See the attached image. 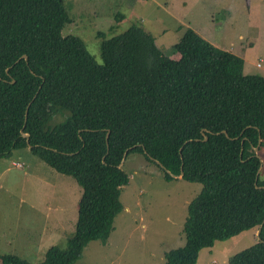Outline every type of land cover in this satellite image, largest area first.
<instances>
[{
	"label": "trees",
	"instance_id": "obj_1",
	"mask_svg": "<svg viewBox=\"0 0 264 264\" xmlns=\"http://www.w3.org/2000/svg\"><path fill=\"white\" fill-rule=\"evenodd\" d=\"M70 23L61 0H0V158L27 149L23 131L31 154L81 188L66 248L49 247L37 264H74L90 242H106L123 209L128 177L118 165L127 150L125 159L141 154L166 181L175 178L165 170L182 171L180 179L201 186L186 209L185 243L164 264H196L202 249L256 230L264 221V166L253 151L258 134L264 147V77L245 75L238 55L190 28L167 55L135 24L98 33V64L81 38L61 34ZM260 240L227 264H264V223ZM0 264L27 263L0 254Z\"/></svg>",
	"mask_w": 264,
	"mask_h": 264
},
{
	"label": "rangeland",
	"instance_id": "obj_2",
	"mask_svg": "<svg viewBox=\"0 0 264 264\" xmlns=\"http://www.w3.org/2000/svg\"><path fill=\"white\" fill-rule=\"evenodd\" d=\"M61 1L71 21L61 34L81 38L98 64V33L109 37L135 24L167 55L190 28L214 47L238 55L245 75L264 77V0ZM256 155L263 167L264 147ZM122 165L128 182L119 197L123 209L114 219V230L105 243L90 242L74 264H164V254L185 243L186 209L201 186L180 178L164 180L141 154H130ZM80 197L73 178L56 173L28 147L11 150L0 158V254L37 264L49 247L65 249L75 230ZM255 232L202 249L196 264H227L256 242Z\"/></svg>",
	"mask_w": 264,
	"mask_h": 264
},
{
	"label": "water",
	"instance_id": "obj_3",
	"mask_svg": "<svg viewBox=\"0 0 264 264\" xmlns=\"http://www.w3.org/2000/svg\"><path fill=\"white\" fill-rule=\"evenodd\" d=\"M20 59H23L24 61H26L27 60V57L25 56V55H23V56H21V58ZM19 59V60H20ZM14 81H11V83H13ZM206 133H208V131H206V130H202L201 131V135H202V137H203V142H205V141H207V139H208V137L206 136ZM226 138H228V135L226 134V132H221ZM21 136L23 137V138H25V140H26V145H27V147L28 148H30V145H29V136H28V134H25V133H23V131H21ZM108 136H109V131H107V134H106V137H105V139H106V141H107V139H108ZM260 144H261V138H260V134H258V144H257V147H255V148H253V151H254V153L256 154V152L258 151V148H259V146H260ZM128 151V150H127ZM127 151H125L124 152V154H123V157H122V159H121V161H120V163H119V165H118V168H121V166H122V164H123V161L125 160V157H126V154H127ZM257 156V155H256ZM258 157V156H257ZM259 158V157H258ZM259 160H260V158H259ZM155 163L156 164H158L160 167H162L163 168V166L159 163V162H157V161H155ZM260 163H261V160H260ZM182 166V165H181ZM260 168L261 167H259V169H258V171H257V173L260 171ZM164 169V168H163ZM166 171V173H168L172 178H175V179H179V178H182V171H180V174L178 175V176H175V175H172L170 172H168L167 170H165ZM256 187V186H255ZM262 187H256V189H261ZM264 189V188H263ZM263 223H264V221L261 223V225L257 228V230H256V238H257V240L258 241H261L260 240V233H261V229H262V226H263Z\"/></svg>",
	"mask_w": 264,
	"mask_h": 264
},
{
	"label": "crops",
	"instance_id": "obj_4",
	"mask_svg": "<svg viewBox=\"0 0 264 264\" xmlns=\"http://www.w3.org/2000/svg\"><path fill=\"white\" fill-rule=\"evenodd\" d=\"M12 164V166H14L13 164H16V163H11ZM17 164H19V163H17ZM20 165V164H19ZM31 179L32 180H36V178L35 177H31ZM25 197L27 198V196H26V194H25ZM32 196H31V194L29 193V196H28V201H32ZM63 237H61V239H62Z\"/></svg>",
	"mask_w": 264,
	"mask_h": 264
},
{
	"label": "clouds",
	"instance_id": "obj_5",
	"mask_svg": "<svg viewBox=\"0 0 264 264\" xmlns=\"http://www.w3.org/2000/svg\"><path fill=\"white\" fill-rule=\"evenodd\" d=\"M112 28H114V27H112ZM259 65H257V67H258ZM14 165V167H18L19 166V164H13ZM257 230V229H256ZM256 233V232H255ZM257 239V238H256ZM258 241V240H257Z\"/></svg>",
	"mask_w": 264,
	"mask_h": 264
}]
</instances>
